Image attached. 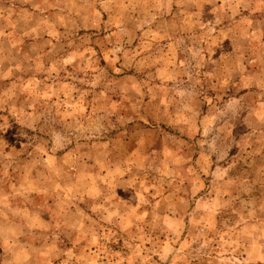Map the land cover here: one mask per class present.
<instances>
[{"label": "rangeland", "instance_id": "1", "mask_svg": "<svg viewBox=\"0 0 264 264\" xmlns=\"http://www.w3.org/2000/svg\"><path fill=\"white\" fill-rule=\"evenodd\" d=\"M76 1L0 0V187L84 245L25 264H264V0H200L173 55L170 0Z\"/></svg>", "mask_w": 264, "mask_h": 264}, {"label": "crops", "instance_id": "2", "mask_svg": "<svg viewBox=\"0 0 264 264\" xmlns=\"http://www.w3.org/2000/svg\"><path fill=\"white\" fill-rule=\"evenodd\" d=\"M77 2L78 0L76 1L74 10L76 13L81 15L78 18L81 25H101L99 17L91 16L89 11L92 10V14L94 15L99 13L101 14L102 11L107 10L106 8L108 5L106 4L108 3L106 1L101 2V6H93L92 3L87 0H83L84 4H80L78 6ZM89 3H91L92 7H87V4ZM166 3L167 1H165V4H163L161 1L157 2L155 7L152 8L153 10L151 14L154 15V18H156L154 20L155 24L153 27V32L155 36L166 40V44L170 47L169 52H171L173 55V45L177 44L178 40L181 42L184 40L186 41L185 37L187 32L190 30V27L192 28V25H194V29L198 30L200 25H202L198 16L200 13V8L205 6V2L200 5V0H170V12L167 13L168 15H166L164 18H158L157 16L160 14L158 10H160L162 7L167 8ZM190 3L192 5L191 8ZM175 13L179 15V18L173 19L172 15ZM174 30L177 32L176 36L170 35V33H172ZM26 190L21 193L23 198L19 199V195L13 193L12 187H0V239H4L5 250L7 251V249L10 247L11 251H14L13 246H15V248H19L21 258L20 262L22 264H25L26 261L28 263L27 253L29 252L30 248H37V251H56V254H79V249L84 247V245H79L80 243L77 244V238H79V235H76L77 233L75 232L70 233L68 240H63L62 242L60 235L54 237L56 235L55 232L49 233L51 236L45 239L43 242H41L39 239L30 237V234L32 236L37 234V238L39 237L42 239V237H44L45 233L47 232L45 229L41 228L46 226V224L44 222L45 220L39 216L41 215L40 213H38V217H31L32 214L30 213V208L28 205L29 201L27 198L28 191ZM181 202H183V198L181 199ZM17 205H20L18 206L19 208H17ZM120 206V203H117V207L119 208ZM116 214L117 217L121 218V220H125L127 217L125 213L122 212H118ZM108 216L109 214H107V217ZM101 218L104 219L106 217ZM50 226H52V224H50ZM36 227L41 229H35L33 232L29 231V228ZM93 232L94 231H90L87 235L80 236L81 238H84L87 243H92L91 240L93 238Z\"/></svg>", "mask_w": 264, "mask_h": 264}]
</instances>
